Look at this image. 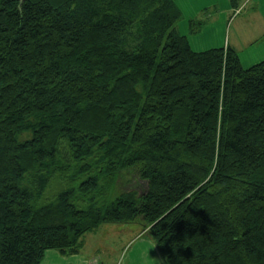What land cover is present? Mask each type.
<instances>
[{"label": "trees", "instance_id": "1", "mask_svg": "<svg viewBox=\"0 0 264 264\" xmlns=\"http://www.w3.org/2000/svg\"><path fill=\"white\" fill-rule=\"evenodd\" d=\"M181 19L175 0H0V264L101 224L165 264H264V60L194 51Z\"/></svg>", "mask_w": 264, "mask_h": 264}, {"label": "crops", "instance_id": "2", "mask_svg": "<svg viewBox=\"0 0 264 264\" xmlns=\"http://www.w3.org/2000/svg\"><path fill=\"white\" fill-rule=\"evenodd\" d=\"M177 7L182 12V19L178 23V31L187 36L190 47L194 51H205L212 48L233 47L239 54L241 64L249 68L264 60V0H175ZM246 15L242 20L237 19ZM204 17L207 23L197 34L189 32V22L193 18ZM111 224H101L94 231L87 233L84 245L79 252L63 254L58 250L46 251L42 264H106V259L99 254L98 244H95V237L99 236L101 229ZM119 226V225H118ZM121 227V226H120ZM123 227V226H122ZM109 228V233H121L126 230L132 234L126 244L133 242V247L145 235L133 228ZM104 233V230H102ZM94 240V242H93ZM148 243L151 249L148 260L145 264H165L157 246L154 247L153 240L149 236ZM135 242V243H134ZM125 246V247H126ZM141 256V255H140ZM115 261H113V264Z\"/></svg>", "mask_w": 264, "mask_h": 264}, {"label": "rangeland", "instance_id": "3", "mask_svg": "<svg viewBox=\"0 0 264 264\" xmlns=\"http://www.w3.org/2000/svg\"><path fill=\"white\" fill-rule=\"evenodd\" d=\"M245 17L246 15L243 14L237 17V19L242 20ZM111 225H116V227L106 226L105 227L106 229H101L100 235L95 237L96 239L95 244L100 245V246H95V248L98 247L99 254L102 255L107 261L106 264H113V261H115L114 264H145V262L142 261L144 259L148 260L151 254L150 250H149L150 253L145 254V252H147L148 249H151V246L148 243V241L151 243V241L149 240V234L144 233L145 235L141 238V240L136 241L137 243L133 245L132 248H130L133 242L128 246H126V244L130 240V237L132 236L131 233H129L127 230L121 233H109L111 232L109 231L111 230L109 228L117 229V228H121L122 226H123L122 228H125L124 226H126L128 228H133V230H135L136 233H139L137 230L138 226L136 227V226L124 225V224L123 225L111 224ZM102 230H104V233H102ZM155 246L156 245H154V247Z\"/></svg>", "mask_w": 264, "mask_h": 264}]
</instances>
